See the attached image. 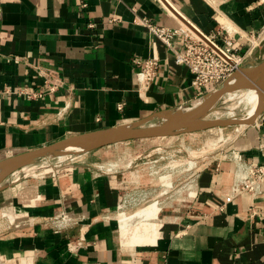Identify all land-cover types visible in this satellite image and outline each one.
Wrapping results in <instances>:
<instances>
[{
  "label": "crops",
  "instance_id": "obj_1",
  "mask_svg": "<svg viewBox=\"0 0 264 264\" xmlns=\"http://www.w3.org/2000/svg\"><path fill=\"white\" fill-rule=\"evenodd\" d=\"M167 1L174 14L159 0H0V162L201 98L188 67L136 16L178 27L184 15L220 42L232 35L240 53L264 30V0ZM173 45L184 50L179 37ZM148 58L159 65L143 89L138 62ZM130 145L101 146L54 172L9 175L0 186V217L12 226L0 232V264H264V176L258 194L242 186L264 165V111L175 189L184 200L135 215L119 209L141 175L99 167L120 162ZM162 186L163 193L172 184ZM62 213L74 219L48 224Z\"/></svg>",
  "mask_w": 264,
  "mask_h": 264
},
{
  "label": "rangeland",
  "instance_id": "obj_2",
  "mask_svg": "<svg viewBox=\"0 0 264 264\" xmlns=\"http://www.w3.org/2000/svg\"><path fill=\"white\" fill-rule=\"evenodd\" d=\"M241 56L242 59L239 62L238 68L234 69L231 73L243 71L253 80L260 79L261 73L263 72L261 67L264 66V30L259 35L253 37L251 46L245 53H241ZM228 78L212 86L209 91L205 92V95L215 89L222 88ZM202 98L203 97L192 104L172 110L171 112L179 114L191 110L204 101ZM237 103H240L238 98H231L223 95L213 102L209 108L203 111L198 118L206 120V118L215 119L219 117L220 119L228 120L234 114V119L239 118L247 112L248 107L244 106L242 103L238 104V106L236 105ZM216 111L219 112L217 113ZM167 113L128 125L135 128L159 125L163 123V116ZM236 113L238 114L236 115ZM258 118L259 117L255 118L249 124L254 123V121L256 122ZM240 126L239 122L211 124L184 131H175L161 137H135L128 139L132 145H130L129 150L125 148L121 149L120 157L122 160H120V162L112 161L99 165L100 168L109 172L117 170L127 172L136 170L138 172L137 174L141 175L142 182L137 183L139 184L138 187L125 189V198L127 197L128 201L126 202V206H121L122 208L119 209V212L125 211L127 215H135L141 210L154 206H166L168 204L170 206L175 205V203L180 200H184L183 198L175 197V189L184 186L187 182L192 180L196 171H198L213 154L226 147L232 141L234 137L233 134L240 129ZM128 140L123 142H128ZM111 143H106L101 146ZM101 146L90 150L77 151L67 157L60 156L59 151L47 157H35L16 173L19 176L32 177V173L40 169L45 170L46 173L54 172L63 165L82 162L87 158L89 153ZM148 166L157 171V179L154 180ZM158 179L161 180L159 181ZM164 183H171L172 187H169L167 192L162 193V184ZM2 184H0V186ZM137 189H141L142 192L136 195L133 194L132 191ZM0 219L2 222L0 225V232L12 226L7 217L3 216L0 217ZM48 224L52 225L53 222L50 221ZM54 227L56 228V226Z\"/></svg>",
  "mask_w": 264,
  "mask_h": 264
},
{
  "label": "bare ground",
  "instance_id": "obj_3",
  "mask_svg": "<svg viewBox=\"0 0 264 264\" xmlns=\"http://www.w3.org/2000/svg\"><path fill=\"white\" fill-rule=\"evenodd\" d=\"M161 1L164 3L165 8L166 5L167 7L169 5L168 9L172 14L176 12L177 9H175V7L167 0ZM184 18L187 21H185ZM187 22L188 19L184 15L181 19H179L180 24H184L186 26L192 25L190 21V23ZM194 30L196 29L194 28ZM261 68L263 69V72L261 73L260 79L258 80L251 79L243 71L231 73L228 80L225 82V85L222 88L215 89L206 94L202 98L204 101L201 104L197 105L191 110L179 114H174L172 112L167 113L165 116H163L164 121L162 124L150 125L140 128L131 126L112 127L91 133L77 134L57 141L56 143L58 146L55 149L43 152L37 156H35L36 149L14 155L0 162V184L13 172L26 166V164L32 158L47 157L55 154L58 151L60 156L67 157L77 151L90 150L106 143H118L133 137H161L171 134L175 131L189 130L198 128L199 126L239 122L241 126L240 129L235 134H233L234 137H232L234 139L240 134L244 127H246L255 118L259 117L264 110V66ZM223 95L229 96L231 98H238L240 103L248 107L247 112L241 117L235 119L233 118L235 115L233 112L234 115L228 120H223L219 117H216L215 119L206 118V120L198 118V116L201 115L203 111L209 108L213 102ZM240 103H237L236 105ZM216 112L218 113L219 111ZM237 114L238 113H236V115Z\"/></svg>",
  "mask_w": 264,
  "mask_h": 264
},
{
  "label": "built area",
  "instance_id": "obj_4",
  "mask_svg": "<svg viewBox=\"0 0 264 264\" xmlns=\"http://www.w3.org/2000/svg\"><path fill=\"white\" fill-rule=\"evenodd\" d=\"M117 19V17H112L110 21L114 22ZM135 22L147 27L151 34L173 51L177 64L188 67L194 75L192 84L197 87L201 97L205 95V87L208 85L215 86L228 78L231 72L238 68L242 59L241 53L234 45V37L230 34L224 35L223 42H220L217 39L218 34H206L193 24L191 27L184 24H180L178 27L160 26L145 16H136ZM178 37L184 46L182 51L173 45V40ZM138 63L142 65L141 70L137 72L138 83L141 88L147 89L157 75L159 62L157 58H148ZM27 94L30 97V94ZM263 176L264 165L255 167L242 182L243 188L252 191L253 194L260 193ZM71 219L74 218L62 213L53 217L51 221L54 226L62 227ZM69 246L72 250L79 248V245L76 246L71 243Z\"/></svg>",
  "mask_w": 264,
  "mask_h": 264
},
{
  "label": "water",
  "instance_id": "obj_5",
  "mask_svg": "<svg viewBox=\"0 0 264 264\" xmlns=\"http://www.w3.org/2000/svg\"><path fill=\"white\" fill-rule=\"evenodd\" d=\"M180 15V14H179ZM182 17V16H181ZM184 20H185V18H184ZM185 21H187V20H185ZM187 23H190L189 21L187 22ZM190 26H192V25H190ZM91 133V132H90ZM133 138H135V137H133ZM130 139V138H129ZM58 146V144L55 142V143H53V144H50V145H46V146H43V147H40V148H38V149H36L35 150V156H37V155H39V154H41V153H43V152H47V151H49V150H53V149H55L56 147ZM35 158V157H34ZM33 159V158H32Z\"/></svg>",
  "mask_w": 264,
  "mask_h": 264
}]
</instances>
